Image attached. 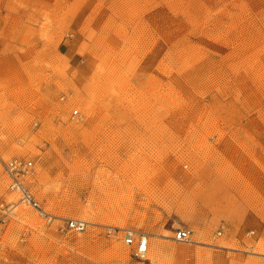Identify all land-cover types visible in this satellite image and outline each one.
Here are the masks:
<instances>
[{
  "label": "rangeland",
  "instance_id": "obj_1",
  "mask_svg": "<svg viewBox=\"0 0 264 264\" xmlns=\"http://www.w3.org/2000/svg\"><path fill=\"white\" fill-rule=\"evenodd\" d=\"M216 1L0 0V264H264V0Z\"/></svg>",
  "mask_w": 264,
  "mask_h": 264
},
{
  "label": "built area",
  "instance_id": "obj_2",
  "mask_svg": "<svg viewBox=\"0 0 264 264\" xmlns=\"http://www.w3.org/2000/svg\"><path fill=\"white\" fill-rule=\"evenodd\" d=\"M75 114L76 112H74ZM2 168L9 181L8 189L17 193L20 202L33 209L40 218H47V214L43 212L33 195L24 186L23 181L31 174L32 162L21 158H12L3 161ZM86 226L83 221L67 220L65 226L60 227V230L80 233L85 230ZM223 229L224 227L221 226L216 235L220 236ZM109 231L121 233L123 244L131 248L132 255L137 260L144 261L147 259L150 248V236L147 233L129 228H112ZM172 240L179 243L192 244V232L188 228H177L173 232Z\"/></svg>",
  "mask_w": 264,
  "mask_h": 264
},
{
  "label": "crops",
  "instance_id": "obj_3",
  "mask_svg": "<svg viewBox=\"0 0 264 264\" xmlns=\"http://www.w3.org/2000/svg\"><path fill=\"white\" fill-rule=\"evenodd\" d=\"M227 2H231V1H230V0H219V1H216V3H217L218 5H217V4H214V5H213V4H210V6H213V7L216 6V7H217V6H219V4H224V3H227ZM244 2H245L246 4L248 3V4L251 5V3L255 2V1H247V0H245Z\"/></svg>",
  "mask_w": 264,
  "mask_h": 264
}]
</instances>
